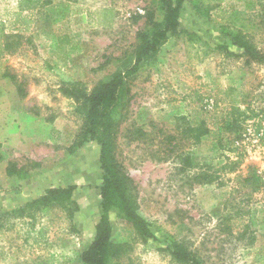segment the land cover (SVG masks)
Segmentation results:
<instances>
[{"label":"rangeland","instance_id":"rangeland-1","mask_svg":"<svg viewBox=\"0 0 264 264\" xmlns=\"http://www.w3.org/2000/svg\"><path fill=\"white\" fill-rule=\"evenodd\" d=\"M24 1L0 0V152L9 158L24 144L9 163L36 182L58 167L52 183L30 189L40 195L50 184L74 183L80 211L73 221L58 209L14 214L21 200L6 193L0 168V264H81L101 217L103 171L96 142L82 156L70 152L83 117L61 89L80 83L90 92L124 69L161 0ZM255 3L259 10L247 17L264 52V0ZM178 23L183 32L170 34L155 56L159 71H142L132 83L118 134L117 160L153 238L143 241L112 210L111 239L127 246L117 264H180L169 237L205 264H264V67L247 64L190 0ZM58 118L63 130H50ZM8 119L17 132L5 137ZM202 120L209 134L197 139L189 130ZM72 162L83 167H62Z\"/></svg>","mask_w":264,"mask_h":264},{"label":"trees","instance_id":"trees-1","mask_svg":"<svg viewBox=\"0 0 264 264\" xmlns=\"http://www.w3.org/2000/svg\"><path fill=\"white\" fill-rule=\"evenodd\" d=\"M40 0H26L24 3H36ZM184 0H161L157 8L146 15V28L137 35V46L134 59L124 69L115 72L107 80L99 82L90 92L80 83H71L61 89L65 98L78 105L83 123L76 139L69 149L71 153L78 151L85 144L96 142L100 147V166L103 171L101 185V217L95 230V238L80 255L81 264H117L127 251L125 244L114 243L111 239L112 225L109 213L116 210L120 219L135 229L138 236L147 241L153 238L150 224L137 213L138 201L133 179L117 160V142L121 126L126 121L132 97V83L138 75L147 69L159 71V63L155 56L165 44L170 34L179 31V13ZM197 13L210 19L220 33L229 38L234 46L243 51L241 57L247 64L255 63L264 67V52L255 44L253 25L247 17L257 12L255 0H190ZM237 3H242L238 6ZM18 14V16H20ZM92 16V13L89 14ZM28 22V23H27ZM27 30L31 21H26ZM231 56L238 57L231 53ZM197 139L209 134L205 121H200L196 129ZM1 149V145H0ZM3 156L0 152V163ZM7 175H19L28 178V173L17 170L15 163H9ZM75 186L67 188H50L44 194L14 211L24 216L33 212L47 215L58 209L73 221L80 211L74 199ZM29 216H33L28 214ZM171 257L180 264H205L201 257L184 243L169 237Z\"/></svg>","mask_w":264,"mask_h":264},{"label":"crops","instance_id":"crops-1","mask_svg":"<svg viewBox=\"0 0 264 264\" xmlns=\"http://www.w3.org/2000/svg\"><path fill=\"white\" fill-rule=\"evenodd\" d=\"M11 119H8L7 121V127H6V134L4 135L5 137L8 136H14L15 132H17V129L14 128V126H12V124L10 123ZM37 120V118H36ZM65 123V120H63V118H58L56 120H54V123L51 124V129L50 130H63L62 129V124ZM19 124V123H18ZM16 129V130H15ZM4 141V139H3ZM2 141V142H3ZM6 142H4L5 145ZM92 144H94L93 142L87 143L85 144L82 148H80L78 151L74 152L73 156H82L84 154L85 151H87ZM5 148V146H4ZM2 148V150L4 149ZM26 146L24 144H20L19 150H15L13 151V149H10V153L12 154V157H7L6 155H4L2 162L0 163V168L4 169L5 172V182H6V186H5V190L6 193L10 192L11 196H13V192L17 195V197L20 198L21 202L17 203V206L22 207L25 204H27L28 202H31L39 197H41L44 192L47 189L50 188H56L55 185H52L50 183V181H52L51 176H53L58 170L59 168H55L53 172L47 173L45 174L42 178H38L37 182L41 185L42 183H46L47 181L50 182V186L45 187V189L43 190V194L40 195H36L35 191L33 189H30V185L32 184H36L37 182L35 180H29L28 178H22L19 175H13V176H8L7 175V167L9 165V162L13 159H17L19 157H21L23 155V150H25ZM3 156V155H2ZM67 166L68 168H70L73 172L76 171L77 168L83 167V165L78 164L76 162H72L68 165H63L62 167ZM61 167V168H62ZM17 170H21V166L18 165L17 166ZM84 170V169H83ZM85 180V179H84ZM72 185L70 186H74V183H71ZM76 187V186H75ZM63 188V187H60ZM77 190V189H76ZM78 214V213H77Z\"/></svg>","mask_w":264,"mask_h":264}]
</instances>
